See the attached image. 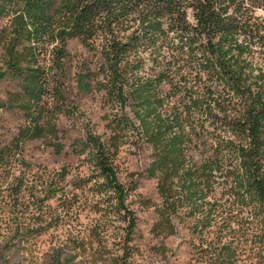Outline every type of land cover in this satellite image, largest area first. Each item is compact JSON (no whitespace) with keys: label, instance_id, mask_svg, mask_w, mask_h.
<instances>
[{"label":"trees","instance_id":"trees-1","mask_svg":"<svg viewBox=\"0 0 264 264\" xmlns=\"http://www.w3.org/2000/svg\"><path fill=\"white\" fill-rule=\"evenodd\" d=\"M72 41L92 57L78 68L77 91L103 93L112 110L105 133L88 130L79 155L126 212L127 236L136 221L117 163L131 146L150 151L157 236L192 220L203 264H240L249 231L264 247V0H0V84L14 86L0 97V119H22L0 142V262L52 228L53 216L37 218L60 181L35 178L26 146L63 151L57 120L69 110ZM17 211L28 225L8 224Z\"/></svg>","mask_w":264,"mask_h":264},{"label":"rangeland","instance_id":"rangeland-1","mask_svg":"<svg viewBox=\"0 0 264 264\" xmlns=\"http://www.w3.org/2000/svg\"><path fill=\"white\" fill-rule=\"evenodd\" d=\"M67 50L70 57L64 80L69 91V110L57 120V141L63 145V151L57 154L40 141L26 146V159L36 173L35 178L60 181L57 196L42 207L41 211L46 213L43 219L37 218L42 223L53 216L52 228L40 236L27 238L22 248L14 249L5 263L0 264H56L58 260L66 264H119L122 260L127 264H203L196 262L193 245L198 239L191 232L192 220L177 225L175 236L164 238L153 232L157 214L155 208L147 205L160 204V198L156 181L145 175L150 151L137 152L131 146L122 149L117 163L118 182L128 191L124 207L133 213L136 221L133 233L127 236L126 212L120 208L116 196L106 192L103 179L97 178L87 154L79 155L87 142L88 130L98 135L105 133L107 116L112 110L105 104L103 93L85 95L77 91L78 68L81 63L92 61V57L77 41L70 42ZM13 87L12 83H1L0 97ZM21 123L18 113H2L0 142L11 140ZM61 173H67L64 180ZM133 187L136 189L130 192ZM20 213L17 211L9 217L11 227L24 221L25 225L29 224L28 215L25 213L20 218ZM4 226L5 221H0V227ZM246 238L240 264H262L264 247L253 232H247ZM79 245L84 250L81 248L77 253L74 248Z\"/></svg>","mask_w":264,"mask_h":264}]
</instances>
